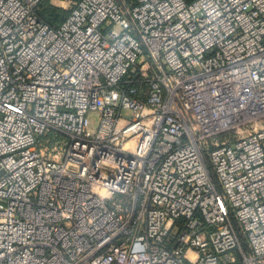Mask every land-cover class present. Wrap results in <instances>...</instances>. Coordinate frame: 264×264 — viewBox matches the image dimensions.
<instances>
[{"label":"built area","instance_id":"2783aa9c","mask_svg":"<svg viewBox=\"0 0 264 264\" xmlns=\"http://www.w3.org/2000/svg\"><path fill=\"white\" fill-rule=\"evenodd\" d=\"M69 1L0 0V264H264V0Z\"/></svg>","mask_w":264,"mask_h":264},{"label":"trees","instance_id":"16d2710c","mask_svg":"<svg viewBox=\"0 0 264 264\" xmlns=\"http://www.w3.org/2000/svg\"><path fill=\"white\" fill-rule=\"evenodd\" d=\"M76 1V0H74ZM71 7L64 8L54 3V0H41L39 6V15L49 25L57 27L61 25L68 17ZM51 135V134H50Z\"/></svg>","mask_w":264,"mask_h":264},{"label":"rangeland","instance_id":"374dc122","mask_svg":"<svg viewBox=\"0 0 264 264\" xmlns=\"http://www.w3.org/2000/svg\"><path fill=\"white\" fill-rule=\"evenodd\" d=\"M74 1V0H71ZM54 3L56 5H59L61 7H65V8H69L72 6V2H70L69 0H54ZM91 121H92V125L96 126L97 124V120H98V115L97 114H92L90 115Z\"/></svg>","mask_w":264,"mask_h":264}]
</instances>
